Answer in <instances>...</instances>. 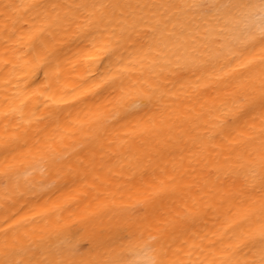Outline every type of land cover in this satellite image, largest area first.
Returning a JSON list of instances; mask_svg holds the SVG:
<instances>
[{"label":"bare ground","instance_id":"1","mask_svg":"<svg viewBox=\"0 0 264 264\" xmlns=\"http://www.w3.org/2000/svg\"><path fill=\"white\" fill-rule=\"evenodd\" d=\"M264 264V0H0V264Z\"/></svg>","mask_w":264,"mask_h":264},{"label":"clouds","instance_id":"2","mask_svg":"<svg viewBox=\"0 0 264 264\" xmlns=\"http://www.w3.org/2000/svg\"><path fill=\"white\" fill-rule=\"evenodd\" d=\"M150 249L144 250L139 256V264H151V258L148 256Z\"/></svg>","mask_w":264,"mask_h":264}]
</instances>
